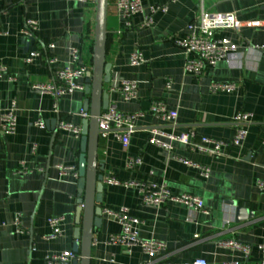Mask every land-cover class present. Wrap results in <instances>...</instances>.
<instances>
[{
    "label": "crops",
    "instance_id": "1",
    "mask_svg": "<svg viewBox=\"0 0 264 264\" xmlns=\"http://www.w3.org/2000/svg\"><path fill=\"white\" fill-rule=\"evenodd\" d=\"M141 1L144 11L133 15L132 26L127 27L116 0H107L104 57L111 64V78L104 87L110 105L139 116L126 148L112 132L99 135L96 158L104 176L122 182H164L175 194L200 197L208 213L174 202L158 208L145 206L135 185L106 182L100 207L126 209L140 238L164 242L166 248L155 259L157 264L200 259L207 264H259L258 246L264 244V191L256 187L257 180L264 181V0L205 4L213 12L234 13L240 26L214 34L228 38L237 49L199 74L184 71L186 55L175 43L197 16L199 0ZM154 5H165L166 10L157 11L151 25L139 27L148 7ZM28 17L38 22L34 36L23 32ZM94 26L95 0H0V64L6 70L0 77V111L12 99L18 107L15 132L3 135L0 131V220L7 224L0 227V264H45V254L63 251H74L79 257L80 239L73 234L79 227L74 214L80 137L57 129L55 120L81 127L85 119L81 110L89 101L84 91L86 77L78 80L82 89L57 98L32 85L55 82L57 71L69 63L70 48L80 50L77 64L90 71ZM32 50L39 51L41 58L26 63L24 58ZM134 50L143 58L136 66L129 63ZM52 57L55 61L49 63ZM121 79L137 82L136 100L124 101L118 91L109 90ZM168 80L171 87L166 89ZM215 81L233 82L235 90L211 92L209 85ZM156 99L176 110L174 124H165L150 113V103ZM237 112L252 114L241 147L228 145L220 154L210 155L188 143L172 142V150L166 151L148 142L152 129L188 134L192 143H199L202 136L228 142L236 128L232 118ZM38 119L44 121L43 127L35 124ZM128 156L139 157L141 163L127 169ZM179 158L208 166L209 176L203 178ZM58 164L75 166L76 175L71 171L60 175ZM16 213L21 215L23 233L9 224ZM53 216H64L63 235L45 240L47 220ZM120 228L114 217L103 212L101 225L92 235L90 264H143L147 256L138 246L107 243V237ZM228 239L249 244L248 257L218 246Z\"/></svg>",
    "mask_w": 264,
    "mask_h": 264
},
{
    "label": "built area",
    "instance_id": "2",
    "mask_svg": "<svg viewBox=\"0 0 264 264\" xmlns=\"http://www.w3.org/2000/svg\"><path fill=\"white\" fill-rule=\"evenodd\" d=\"M78 2H86L88 0H75ZM217 0H199L200 10L193 21L186 25L185 34L175 40V43L182 49L186 55L184 63V71L199 74L207 66H215L218 62L226 60L227 56L237 49V45L230 42L226 37L215 38L220 30L224 29H237L240 22L232 12H213L205 5L208 2ZM117 11L124 18V24L131 27V17L135 14H140L144 11L141 0H116ZM165 5H154L148 7V12L143 21L139 25L148 26L153 23V15L157 11H165ZM38 31V22L36 19L28 17L24 21L23 32L28 36H34ZM49 48L53 44H48ZM80 50L78 48H70L69 50V63L63 68L59 69L56 73V81L51 84H33L32 89L38 90L42 93L50 94L55 98L63 96L76 89H82L78 83L79 79L86 76L87 68L78 65ZM41 53L32 50L24 58L26 63L32 62L35 59H40ZM55 58H49L48 62L52 63ZM143 62L141 53L134 50L129 56V63L132 66L139 65ZM5 66L0 64V77L5 73ZM171 82L168 80L165 83V88L169 89ZM110 91H118L124 101L136 100L137 82L129 79H121L116 84L109 88ZM211 92L231 93L235 90V84L227 81H215L209 85ZM17 102L12 99L6 109L0 111V131L3 135H11L15 132L17 127ZM149 111L156 118L160 119L165 124H174L177 118L176 110L169 108L167 103L163 100L156 99L151 101ZM83 118L88 117V113L81 110ZM138 113H122L116 109L114 104H109L108 108L101 112L98 118V129L100 135L104 136L108 132H112L114 136L120 141L122 146L126 148L129 144V135L134 127V122ZM232 121L236 124L234 134L230 141L225 142L222 140L212 139L202 136L199 143H192L189 141L188 134L176 135L173 133L164 132L159 129L150 130L148 142L163 150L171 151L172 142H182L190 144L194 150L207 153L210 155L220 154L222 149L228 145L241 147L247 136V125L252 121V114L249 112H237ZM39 127L44 126V121L38 119L35 123ZM58 129L70 132L74 137L79 138L81 135V128L78 125L69 121H59ZM35 150V145L32 146ZM179 160L193 168H196L203 178H207L210 173V168L193 162L188 159L179 158ZM141 163L139 157L128 156L125 160V167L133 169ZM60 175H64L71 171L76 175L75 166L56 165ZM25 170V168H23ZM25 170L24 172H26ZM104 182L109 184H122L123 186L135 185L140 195V201L143 205L158 208L166 202L180 203L193 209L195 212L208 213L203 206L202 199L193 194L181 193L175 194L169 190L164 182H155L146 180L142 182H122L117 178L107 175L104 176ZM256 187L264 191V181L257 180ZM106 214L114 217L120 224V232L110 234L107 237V243L111 245H121L127 248L138 246L142 252L147 256L143 264H157L155 259L166 248V244L162 241L152 238H140L138 231L135 227L133 220L128 216L127 210L122 208L117 211L103 210ZM64 216H53L48 218L47 224L49 227L48 234L44 235L45 240H52L63 235L62 224ZM13 226L14 230L18 233H23L25 230L22 227L21 215L16 213L9 223ZM7 224L0 220V227H5ZM218 246L228 249L232 252H238L247 258L250 253V245L237 239L221 240ZM261 253V260L259 264H264V244L258 246ZM78 258L77 253L74 251H63L59 253L45 254L43 259L45 264H71ZM158 264H172V263H158ZM183 264H207L204 260H195L191 263ZM232 264H239L233 262Z\"/></svg>",
    "mask_w": 264,
    "mask_h": 264
},
{
    "label": "water",
    "instance_id": "3",
    "mask_svg": "<svg viewBox=\"0 0 264 264\" xmlns=\"http://www.w3.org/2000/svg\"><path fill=\"white\" fill-rule=\"evenodd\" d=\"M107 0H95V26L92 68L86 73L84 91L89 101L83 111L88 117L81 123L80 154L77 161V208L74 221L79 226L73 236L79 238L78 259L71 264H90L92 235L102 222L103 210L100 207L103 190V166L96 158L97 142L100 135L98 118L109 102V92L104 87L110 83L111 64L105 61ZM56 121V127L59 120ZM58 129V127H57ZM242 212L241 209L238 210ZM80 224V225H79Z\"/></svg>",
    "mask_w": 264,
    "mask_h": 264
}]
</instances>
